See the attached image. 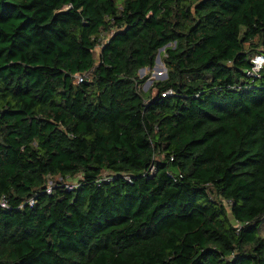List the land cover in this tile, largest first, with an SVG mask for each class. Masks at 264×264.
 <instances>
[{
	"label": "trees",
	"instance_id": "obj_1",
	"mask_svg": "<svg viewBox=\"0 0 264 264\" xmlns=\"http://www.w3.org/2000/svg\"><path fill=\"white\" fill-rule=\"evenodd\" d=\"M256 55L264 0H0V264H264Z\"/></svg>",
	"mask_w": 264,
	"mask_h": 264
},
{
	"label": "rangeland",
	"instance_id": "obj_2",
	"mask_svg": "<svg viewBox=\"0 0 264 264\" xmlns=\"http://www.w3.org/2000/svg\"><path fill=\"white\" fill-rule=\"evenodd\" d=\"M110 38V35H107V36H105V38H103V43L104 42H107L108 41V39ZM100 50H98V52H99ZM165 51V50H164ZM163 51V52H164ZM257 56H259V55H256L255 57H257ZM255 57H253L252 58V60L255 58ZM167 73V71H166V68H165V66H164V63L162 62V59H161V63H159V62H156V66L154 67V69H152V70H149V69H146L143 73L142 72H140L139 74H140V77L141 78H144V77H146V76H150V79L145 83V85L142 87V90L145 92V91H147V90H149L151 87H152V85H153V83L155 82V81H160V80H165V78L163 77V75H165ZM163 77V78H162ZM80 178V177H79ZM77 180L78 179H75V180H69L67 183L69 184V186H76L77 185ZM59 181H61V179H59V178H56V179H51L50 180V185H54V183H56V182H59Z\"/></svg>",
	"mask_w": 264,
	"mask_h": 264
},
{
	"label": "built area",
	"instance_id": "obj_3",
	"mask_svg": "<svg viewBox=\"0 0 264 264\" xmlns=\"http://www.w3.org/2000/svg\"><path fill=\"white\" fill-rule=\"evenodd\" d=\"M101 46H99V48H100ZM252 64H253V67H252V69H251V71L249 72V76H251V77H258L259 76V73L262 71V69H263V66H264V57L263 56H257V57H255L253 60H252ZM167 71V70H166ZM87 78V76L85 75V76H76V78H75V83H77V84H81L85 79ZM167 94H171V92H168ZM165 96V95H164ZM68 187H69V189H73L74 187L73 186H69L68 185ZM48 193L50 194V193H52V185H50V183H49V188H48ZM33 204H34V201L33 200H31L30 201V205L31 206H33ZM1 206L3 207V208H7V206H6V202L5 201H3L2 203H1Z\"/></svg>",
	"mask_w": 264,
	"mask_h": 264
},
{
	"label": "water",
	"instance_id": "obj_4",
	"mask_svg": "<svg viewBox=\"0 0 264 264\" xmlns=\"http://www.w3.org/2000/svg\"><path fill=\"white\" fill-rule=\"evenodd\" d=\"M164 50H165V48L161 49V50H160V53L163 52ZM160 53L158 54V56H157V58H156V62H159V63H161V54H160ZM145 70H146V69H142L140 72L143 73ZM163 77L166 79V78H167V73H166L165 75H163ZM163 77H162V78H163Z\"/></svg>",
	"mask_w": 264,
	"mask_h": 264
}]
</instances>
